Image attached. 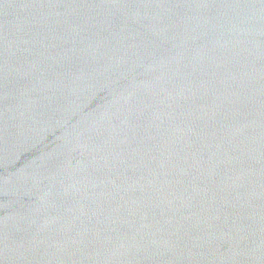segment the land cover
<instances>
[{
  "label": "water",
  "instance_id": "95a60500",
  "mask_svg": "<svg viewBox=\"0 0 264 264\" xmlns=\"http://www.w3.org/2000/svg\"><path fill=\"white\" fill-rule=\"evenodd\" d=\"M0 264H264V0H0Z\"/></svg>",
  "mask_w": 264,
  "mask_h": 264
}]
</instances>
